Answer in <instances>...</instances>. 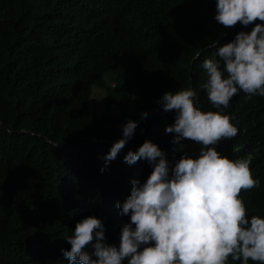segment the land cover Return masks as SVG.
Listing matches in <instances>:
<instances>
[{
    "label": "trees",
    "instance_id": "trees-1",
    "mask_svg": "<svg viewBox=\"0 0 264 264\" xmlns=\"http://www.w3.org/2000/svg\"><path fill=\"white\" fill-rule=\"evenodd\" d=\"M215 12L216 0H0V264H70L64 237L87 216L118 246L130 217L117 203L152 171L146 160L126 163L127 152L151 140L170 167L181 149L199 154L202 145L174 143L165 129L175 112L157 100L191 87L201 110H217L202 88L203 61L254 25L225 27ZM93 88L104 89L103 109L88 107ZM222 111L238 134L216 150L253 157L260 184L240 197L249 217L264 218V97L241 92ZM129 119L134 135L105 164Z\"/></svg>",
    "mask_w": 264,
    "mask_h": 264
},
{
    "label": "clouds",
    "instance_id": "clouds-1",
    "mask_svg": "<svg viewBox=\"0 0 264 264\" xmlns=\"http://www.w3.org/2000/svg\"><path fill=\"white\" fill-rule=\"evenodd\" d=\"M215 20L225 27L253 24L250 32L216 45V59H204L208 100L217 109L201 110L197 92L183 88L165 91L157 100L163 111L175 112L165 131L174 143L202 145L193 158L181 149L169 165L165 153L146 139L124 156L128 164L146 160L152 165L148 178L132 181L130 194L117 203L121 215L130 217L120 231L119 245L105 242L103 222L87 216L76 222L65 238L70 249H61L70 264H264V218L253 215L240 197L259 186L250 164L253 157L235 160L222 156L216 145L238 134L231 117L222 109L244 93L245 101L264 97V0H216ZM149 113L142 112L141 119ZM138 122L129 119L122 136L103 159L114 160L134 135Z\"/></svg>",
    "mask_w": 264,
    "mask_h": 264
},
{
    "label": "rangeland",
    "instance_id": "rangeland-1",
    "mask_svg": "<svg viewBox=\"0 0 264 264\" xmlns=\"http://www.w3.org/2000/svg\"><path fill=\"white\" fill-rule=\"evenodd\" d=\"M94 89V88H93ZM104 98H105V92L104 89H99V88H95L93 90V93L90 96V99L88 101V107L92 108L94 107H98L100 109H103L104 107ZM128 99H133V96H129ZM115 115H118V113L114 112Z\"/></svg>",
    "mask_w": 264,
    "mask_h": 264
},
{
    "label": "water",
    "instance_id": "water-1",
    "mask_svg": "<svg viewBox=\"0 0 264 264\" xmlns=\"http://www.w3.org/2000/svg\"><path fill=\"white\" fill-rule=\"evenodd\" d=\"M197 53H198V52H197ZM54 144H55V145H58L59 143H57V142H54Z\"/></svg>",
    "mask_w": 264,
    "mask_h": 264
}]
</instances>
